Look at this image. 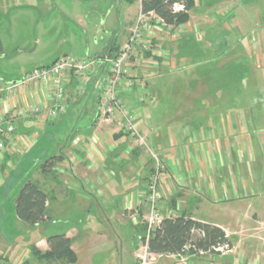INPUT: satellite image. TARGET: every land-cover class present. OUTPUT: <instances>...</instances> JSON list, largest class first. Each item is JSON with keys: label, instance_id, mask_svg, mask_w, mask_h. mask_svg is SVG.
<instances>
[{"label": "rangeland", "instance_id": "1", "mask_svg": "<svg viewBox=\"0 0 264 264\" xmlns=\"http://www.w3.org/2000/svg\"><path fill=\"white\" fill-rule=\"evenodd\" d=\"M194 2L195 5L191 12L193 16L210 14L213 9H210L209 6L214 7L223 3L228 6L229 4L228 7L238 13L235 21L245 37L238 38L240 32L235 24L231 27L234 32L230 33L220 29L221 19L219 17L221 15L218 13L216 20L220 25L216 28L217 30L206 31L200 35L201 38L193 34L183 40L188 43L187 47L190 50L187 56H181L179 53V47L184 42L174 46L170 50V58H166L167 60L164 61L169 63L166 66L165 64L161 65L163 69H160L157 76L153 77L151 96L148 98L146 91H142L141 95L142 98L144 97L143 100H147L148 104L152 105L149 106L150 109L162 110L163 105L175 107L177 110L176 120L172 122L171 127L173 133L180 140L186 136L188 140H192L188 145L195 146L197 155L228 156L229 165L226 163L224 169L222 167V171H228V173L224 174L218 185L221 186L223 181L226 182L230 200H224L223 196L226 190L219 187L221 194L214 191L213 194L206 196L205 202L203 201L204 203L199 205L200 210L197 214L199 219L210 224L222 225L228 232V239L235 252L232 253L231 248L217 255L220 264H227V259L231 260L235 255L238 258L235 257L234 264H264V73L260 74L255 70L261 66L263 59L261 55H258V52L261 45L260 40L264 37V26L260 27L259 25L261 16L264 19L262 14L259 17L260 8L262 10L264 7V0H247L250 5L242 8L240 12H238L239 7L237 6L242 3L241 0L230 2L226 0H194ZM138 6V1L128 5L125 0H0V40L4 49L3 56L0 58V71L12 76L31 69L45 67L57 58L66 55L71 56L72 59L74 57L84 59L86 56L92 58L105 42H110L114 38L115 33H112L110 29L114 31V27H117L119 16L125 17L127 14L135 16ZM257 18L258 22L256 23ZM125 21L128 28L126 33H128L133 23L132 21L128 22L129 20ZM228 33L231 41L241 44L242 47L250 44V47L245 53L243 49L237 48V44L232 43L230 49L231 52L235 51L234 55L236 56L225 55L218 59L220 57L217 53L223 50L222 43H227ZM86 37L88 51L85 48ZM113 44L119 47V42ZM162 48L171 49V46L165 44ZM192 51L203 55L198 64H195L193 60ZM118 52L117 49L115 53ZM114 55L110 54L111 57ZM240 55H243L244 65L250 69L249 74L251 73L250 79L245 80L243 84L240 83L237 74L234 77L230 76L229 70L233 67L230 64L231 60ZM144 63L145 67H148L149 64ZM242 73L244 70L241 67L239 75L242 76ZM243 76L245 75L243 74ZM259 84L260 87H258ZM29 85H22L24 91H28ZM235 89H237L236 94L234 93ZM7 93L6 104L11 103L15 106V87L11 93ZM157 94L159 100L156 97ZM213 105L219 107L220 112H218V108L213 110ZM189 106L203 112L198 114L192 111L185 114ZM222 108H227V110ZM39 113L40 115L44 114V112ZM97 115H99V107ZM194 115L200 118H194ZM215 116L216 120H214ZM60 117L61 115H57L54 118V123L58 122ZM225 118H228V122L234 127V129L231 128V137L226 144L221 143L218 146L214 144L217 149H213L211 152L210 148L216 137L211 133V131H215L213 126L221 134L220 128H223ZM44 119L45 123L49 121L48 118ZM102 123L110 125L105 121ZM76 124L74 125L77 126ZM113 124L115 127H111V132L122 130L121 126ZM1 125L4 127L3 123ZM74 125L69 130L64 125H58L55 128L49 127L39 143L36 144V141L27 151L17 153L18 155L27 154L20 158L17 157V159L19 158L17 166L14 164L15 167L10 178L6 181L4 189L0 190V259H7V264H46L31 254L30 245L42 237L46 239L52 235L63 234L65 231H69L73 235L72 246L77 253L74 255L80 264H134L133 259L136 257L141 241L139 240L135 249L132 242V236L136 234L135 230L127 227L124 229L112 217L108 222L98 209H91L90 213L80 216L82 219H78L79 216L75 212L76 216L72 218V221H76V224L70 229H68L67 219L59 221L57 217H53L50 222L31 227L18 222L15 218L14 189L18 185L21 186L20 184L27 179L38 185L46 186L48 179L40 170L42 162L49 155L67 157L76 153L74 141L82 130H76ZM197 127L203 131L202 138ZM208 127L209 129H207ZM225 130L226 128L223 131L225 132ZM137 132L139 133L138 130ZM187 133L190 134L187 135ZM16 134L26 136L17 132ZM126 136L132 142L129 146L133 147L135 151L125 153L126 148H124L120 153L123 151L124 155H147V157L156 155L158 157L161 166L158 191L160 199L161 176L165 169L163 161L159 157L162 152L150 145L146 138L145 146L137 147L133 143L134 140L129 135ZM218 138L221 142L223 141L221 137ZM85 143L83 141L81 144L85 146ZM81 144H78L80 148H82ZM203 148L206 154L202 152ZM147 161L151 164V174L155 163L150 157ZM149 176L140 193L141 214L138 218L140 237L146 231L143 200L149 194L146 190ZM17 192L18 190L16 194ZM67 207L68 203L60 206L52 204L50 210L56 212L58 209L67 210ZM76 211H78L77 208ZM157 211L160 214L158 208ZM53 215L59 217L57 214ZM137 242L135 241V244ZM159 257L156 258V261ZM178 257L181 259L182 257L199 258ZM206 257L215 258L211 255H206Z\"/></svg>", "mask_w": 264, "mask_h": 264}, {"label": "crops", "instance_id": "2", "mask_svg": "<svg viewBox=\"0 0 264 264\" xmlns=\"http://www.w3.org/2000/svg\"><path fill=\"white\" fill-rule=\"evenodd\" d=\"M137 1L139 6L135 16L132 17L127 14L125 17H122L120 14L119 23H116L117 27H114V31L110 29L112 33H115L114 38L110 42H105L103 46L94 53L92 58L96 60V63L91 74L85 81L84 91L80 94H76V80L74 77L70 78L65 88L66 112L61 115L58 122L54 123L55 119H49V121L45 123L44 118L46 117L44 114L40 115V113L35 114L33 112L35 108L41 109L42 106H50L49 90L46 87H41V85H29L28 91H24L22 85H14L32 69L12 76L8 75V80L0 81L4 87L8 88L10 86H15V106L6 116V119L12 121L16 127L17 133L30 136L33 131L37 129V123L42 121L43 125L45 124V128L39 132V137L35 140L37 144L41 141L44 133L49 127L55 128L58 125H64L65 128L69 130L72 125L77 123V126L74 125L75 129L78 131L82 130L75 138V141L72 140L76 146V153L68 155L67 157L63 155H51L57 157L62 156L63 159L54 164L49 174L43 173L45 178L48 179V184L46 186L39 184L48 196L47 209L51 219H53V217H57L59 221L61 219H67L68 229H70L76 224V221H72V218L76 216V214H74L75 212H77V216H79L78 219H82L80 216L90 213L91 209H98L108 222H110L109 218L111 219L112 217L117 224L124 229L127 227L135 230L136 234L132 236L135 249L139 244L141 234L138 220L141 214L140 193L143 191L150 174L151 164L147 161L148 157L146 155H124L123 151L120 153L124 148L127 149L131 147L129 144L132 142H130V139L122 131L117 132L113 130V132H111L112 130L110 131V129L111 127H115L114 124L108 125L102 123L98 120L97 114L99 107V89L107 76V67L102 64L100 59L104 55L116 54V50H119L125 44L129 35V31L126 33L128 28L126 27L127 23L125 20L134 23L137 15L141 12L140 1ZM226 1L230 2L235 0ZM241 2L242 3L237 6L239 7L238 12H240L242 8L250 5L248 4L250 2L246 0H241ZM223 4H218L214 7L209 6L211 7L210 9H213V11L210 12L211 15L193 16L191 14L193 11L192 9L189 12L188 22L180 25L176 29L172 30L161 25L160 30L162 34L158 35L163 37H158L157 40L152 42L149 57L144 61L135 59L132 62V73L135 76V80H133L134 87L125 93H121L127 110L134 119L135 128L146 138V141H148L150 145L162 152L159 157L162 159L165 169L161 176V198L157 203V208L163 218L183 214L195 221L210 224L197 217L200 210L199 205L205 202L206 196L213 194L214 191L221 194L219 187H223L226 190L223 196L224 200H230L228 198V185L226 182L223 181L221 186L218 185L221 183L220 181L222 177H224V174L228 173V171H222V167L224 169L226 163H229L227 161L228 156L197 155L194 149L195 146L188 145L192 140H188L187 136L180 140V138H177L173 133L171 127L172 122L176 120L177 110H175V107L163 105L164 107L162 110H157L156 108L150 109L149 106L152 105H149L147 100H143L144 97L142 98L141 95L142 91H146L148 98L151 96L150 89L153 77L157 76L160 69H163L161 65L165 64L166 66L169 63L164 61L170 58V50L188 36H193V34H195L201 38V34L209 30H217L216 28H218L220 24V29H224V31H229L231 33L234 32L231 27L235 24L240 32L238 38L245 37L243 31L235 21L238 14L237 11L231 10L230 7H228L229 4L228 6ZM218 13L221 15L219 17L221 19L220 24L218 20H216ZM261 14L264 15V7L262 10L260 8L259 17ZM257 22L258 18L256 20V23ZM259 25L260 27L264 26L262 16ZM228 35L229 33L226 36L227 43H222L223 50L217 53L218 57H220L218 59H221V57L225 55L230 57L235 54V51L231 52L230 49L232 43L237 44V48L240 50L243 49L245 53L250 47V44L246 45V47H242L241 44L231 41ZM85 39V48L86 51H88L87 37ZM116 42H119V47L113 44ZM165 44L167 46L170 45L171 49L162 48ZM260 44L258 55H261L263 59L261 66L257 67L255 70L262 74L264 73V37L261 38ZM213 47L215 46L213 45ZM235 56L236 55H234V57ZM64 57L71 58V56L67 55ZM86 58L91 57L86 56ZM242 58L243 55L233 58L230 63L233 67L229 68L230 76L232 75L234 77L236 76L235 74H237L241 84L251 77V73L249 74L250 69L244 65L245 61H243ZM74 59L76 58L74 57ZM144 62L149 64L148 67H145ZM196 63L198 64V61L195 62V64ZM241 67L244 70L242 76L239 75ZM243 74L245 76H243ZM234 85L236 87V84ZM231 86L234 87L233 84H231ZM258 87H260V84ZM234 93H237V89H235ZM2 94L0 97L3 96ZM156 97L159 100L158 94ZM212 108L213 110L214 108L219 109V107L215 105H213ZM222 109L227 110V108ZM162 111L163 114H161ZM192 111L198 114L203 112L202 110H195V108L189 106L185 114ZM218 112H220V109ZM194 118L200 117L194 115ZM214 120H216V116ZM192 122H194L193 119ZM206 123L208 124V122ZM222 127L223 128H220L221 134H219L216 127L213 126L215 131H211V133L217 138L214 136L213 142L210 141L212 142L210 148L211 152L213 149H217L214 144L217 146L221 143L226 144L231 137V128L234 129V127L228 122V118H225V123ZM224 128H226L225 132H227V135H225L223 131ZM196 129L199 130L198 133L201 134L202 138V129L200 127ZM207 129H209V127ZM193 133L195 134L194 131ZM211 133L209 132L210 135ZM189 134L190 133H187V135ZM115 137H118V139H115ZM218 137H221L223 141L221 142ZM83 141L86 142L85 146L82 145ZM78 144H81L82 148H80ZM134 151L135 149L133 152ZM202 152H204V148ZM26 154L27 153L21 155L0 154V190L4 189L5 183L10 178L15 165L18 164L20 156ZM17 157L19 158L17 159ZM220 160H222L221 163H219ZM67 203V210L58 209L56 212L50 210L52 204L60 206L62 204L66 205ZM76 208L78 211H76ZM53 214H57L59 217ZM211 225L221 228L226 233L227 238H229L228 232L224 226L218 224ZM63 234L71 240V249L73 253L77 255L75 248L72 246L73 235L69 231H65ZM134 240L138 241L137 244H135ZM32 245L42 253L46 252L48 249L46 239L43 237L33 242L30 246ZM233 249L234 247L232 246V253L234 251ZM235 257L238 258L237 255H235ZM235 257L231 260L225 258L228 260L227 264H234ZM74 264L80 263H78L77 260ZM156 264H220V262L218 257L214 259L213 257L206 256L194 259L182 257L181 259L178 256L161 255L157 259Z\"/></svg>", "mask_w": 264, "mask_h": 264}, {"label": "built area", "instance_id": "3", "mask_svg": "<svg viewBox=\"0 0 264 264\" xmlns=\"http://www.w3.org/2000/svg\"><path fill=\"white\" fill-rule=\"evenodd\" d=\"M174 11H180L182 6H174ZM165 26L162 21L152 12L139 13L129 30L128 38L119 52L114 55H104L101 62L107 67V76L104 84L99 91V115L98 120L101 122L115 123L121 126L122 132L129 135L134 140L137 147L145 146V137L139 134L134 126L132 116L126 109L121 93L129 91L134 87L132 73V62L135 59L144 61L148 57L145 54L150 52L152 42L157 40L158 34H162L160 26ZM96 60L92 58L72 59L69 57L57 58L56 61L48 67H39L26 73L14 85H41L49 90L50 106H42L33 109L35 114L44 112L46 118L53 120L57 115L66 112L65 88L71 77H74L78 85L76 94L84 91L86 79L91 74ZM15 86L4 87L0 83V154L5 153L13 155L22 153L30 149L39 137V132L43 129L42 121L37 123V129L30 136H21L16 134L15 125L12 121L6 119L14 104H6L5 98L7 92ZM6 93V94H5ZM6 122V123H5ZM4 124L2 127L1 124ZM135 146V147H136ZM133 147H128L125 152L130 153ZM147 156V155H146ZM155 163L148 179L147 191L148 196L143 200L144 204V221L146 231L144 240L140 241V247L134 259V264H155L156 258L161 255L154 254L148 249V240L152 233L161 225L163 217L158 213L156 203L159 200V175L161 166L156 155H148ZM224 252L222 249H218ZM199 256H205L199 253ZM194 257V256H189ZM184 261V260H183Z\"/></svg>", "mask_w": 264, "mask_h": 264}, {"label": "trees", "instance_id": "4", "mask_svg": "<svg viewBox=\"0 0 264 264\" xmlns=\"http://www.w3.org/2000/svg\"><path fill=\"white\" fill-rule=\"evenodd\" d=\"M131 5L137 0H125ZM141 13L152 12L162 23L170 28L176 29L189 20V12L193 9L194 0H139ZM247 1V0H246ZM182 6L180 11H174V6ZM264 24V19H263ZM179 47L181 56H187L190 52L186 41ZM4 49L0 40V58ZM193 53L195 62L203 58L202 54ZM149 57V53L145 54ZM51 64L45 66L48 67ZM9 76L0 71V81L8 80ZM99 103V99H98ZM118 139V137H115ZM62 156H49L40 165V170L44 174H49L52 167ZM14 189V214L18 222L27 226H37L50 222L51 216L47 209L48 196L46 192L34 181L27 179ZM18 190L17 194L16 191ZM145 233V232H144ZM143 233V235H144ZM140 240H144V236ZM47 251L41 253L35 246H31V254L38 260H43L46 264H74L75 255L71 249V240L64 234H56L46 238ZM232 243L227 238L225 232L211 224L195 221L183 214L163 218L158 229L151 234L148 240V249L157 255L173 256H194L200 257L199 253L216 257L221 252L218 249L230 250ZM0 264H7V259L1 258ZM9 264V263H8Z\"/></svg>", "mask_w": 264, "mask_h": 264}]
</instances>
